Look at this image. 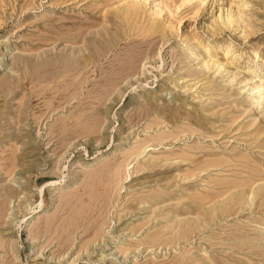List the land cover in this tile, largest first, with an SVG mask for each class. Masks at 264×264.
<instances>
[{
    "label": "rangeland",
    "instance_id": "obj_1",
    "mask_svg": "<svg viewBox=\"0 0 264 264\" xmlns=\"http://www.w3.org/2000/svg\"><path fill=\"white\" fill-rule=\"evenodd\" d=\"M0 264H264V0H0Z\"/></svg>",
    "mask_w": 264,
    "mask_h": 264
},
{
    "label": "bare ground",
    "instance_id": "obj_2",
    "mask_svg": "<svg viewBox=\"0 0 264 264\" xmlns=\"http://www.w3.org/2000/svg\"><path fill=\"white\" fill-rule=\"evenodd\" d=\"M112 167V166H111ZM107 208V210H108V205H106V204H103V205H101V207L99 208V207H97V209H94L93 210V212H92V214H96L97 212H98V210H99V214L101 213V211H103L104 209H106Z\"/></svg>",
    "mask_w": 264,
    "mask_h": 264
}]
</instances>
